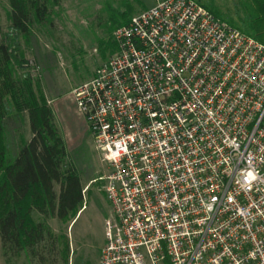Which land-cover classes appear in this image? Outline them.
<instances>
[{"label": "built area", "instance_id": "built-area-1", "mask_svg": "<svg viewBox=\"0 0 264 264\" xmlns=\"http://www.w3.org/2000/svg\"><path fill=\"white\" fill-rule=\"evenodd\" d=\"M74 87L109 203L99 264H264V44L155 0Z\"/></svg>", "mask_w": 264, "mask_h": 264}, {"label": "rangeland", "instance_id": "rangeland-1", "mask_svg": "<svg viewBox=\"0 0 264 264\" xmlns=\"http://www.w3.org/2000/svg\"><path fill=\"white\" fill-rule=\"evenodd\" d=\"M201 5H216L230 14L239 0H196ZM155 0H58L52 10L51 23L34 24L27 38L10 27L8 0H0V41L12 44L30 67L32 78L39 83L63 136L68 158L76 167L82 187L83 202L67 221L33 213L35 222L43 225V239L33 250L3 247L0 240V264H66L61 259V237L69 243L67 264H99L103 243L104 220L109 203L99 176L106 165L95 151L84 115L78 110L72 93L74 87L88 80L95 69L109 57L111 43L103 55L100 43L110 42L112 9L132 16L151 7ZM6 127L8 155L14 156L20 143L31 137L26 113ZM59 186H54L57 194Z\"/></svg>", "mask_w": 264, "mask_h": 264}, {"label": "trees", "instance_id": "trees-1", "mask_svg": "<svg viewBox=\"0 0 264 264\" xmlns=\"http://www.w3.org/2000/svg\"><path fill=\"white\" fill-rule=\"evenodd\" d=\"M12 30L27 38L32 26L51 23L58 0H8ZM212 15L264 44V0H239L226 14L216 5H202ZM112 9L110 42L100 43L104 55L111 43L116 50L115 29L127 24L130 16ZM12 44L0 41V240L3 247L33 250L43 239L42 223L33 213L67 221L83 202L79 173L68 158L66 143L56 125L54 112L29 70L30 65ZM93 74V73H92ZM92 76V75H91ZM26 113L31 137L20 143L14 156L8 155L6 127ZM58 185L56 194L54 186ZM61 259L68 263L69 243L61 237ZM7 246V247H8Z\"/></svg>", "mask_w": 264, "mask_h": 264}]
</instances>
